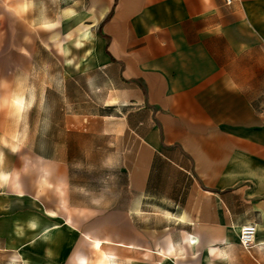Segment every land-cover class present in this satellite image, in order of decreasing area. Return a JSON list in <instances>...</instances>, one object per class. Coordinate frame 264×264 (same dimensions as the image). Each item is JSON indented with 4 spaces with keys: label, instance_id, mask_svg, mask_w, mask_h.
I'll list each match as a JSON object with an SVG mask.
<instances>
[{
    "label": "crops",
    "instance_id": "crops-1",
    "mask_svg": "<svg viewBox=\"0 0 264 264\" xmlns=\"http://www.w3.org/2000/svg\"><path fill=\"white\" fill-rule=\"evenodd\" d=\"M51 4L59 86L109 87L126 111L61 122H120L127 144L110 196L76 183L70 161L32 153L0 193V264H93L97 253L112 264L108 248L159 264H264V0Z\"/></svg>",
    "mask_w": 264,
    "mask_h": 264
},
{
    "label": "rangeland",
    "instance_id": "rangeland-1",
    "mask_svg": "<svg viewBox=\"0 0 264 264\" xmlns=\"http://www.w3.org/2000/svg\"><path fill=\"white\" fill-rule=\"evenodd\" d=\"M51 3L0 0V193L12 188L14 173H28L32 153H44L70 161L76 183L107 185L110 196L117 186V155L127 144L120 135L123 124L75 122L70 129L88 132H67L61 121L75 116L123 118L126 111L114 106L119 99L109 87L100 91L94 82L83 81L65 90L59 86L57 55L63 31ZM14 185L18 187L16 181ZM108 252L112 264L160 263L148 254ZM105 255L93 254V264Z\"/></svg>",
    "mask_w": 264,
    "mask_h": 264
},
{
    "label": "built area",
    "instance_id": "built-area-1",
    "mask_svg": "<svg viewBox=\"0 0 264 264\" xmlns=\"http://www.w3.org/2000/svg\"><path fill=\"white\" fill-rule=\"evenodd\" d=\"M226 3L231 4L232 0H226ZM256 233L257 229L253 224L243 226L240 229L239 240L244 249L250 250L254 246Z\"/></svg>",
    "mask_w": 264,
    "mask_h": 264
},
{
    "label": "bare ground",
    "instance_id": "bare-ground-1",
    "mask_svg": "<svg viewBox=\"0 0 264 264\" xmlns=\"http://www.w3.org/2000/svg\"><path fill=\"white\" fill-rule=\"evenodd\" d=\"M80 261H81V262H84V261H85V259L81 258V259H80ZM83 264H84V263H83Z\"/></svg>",
    "mask_w": 264,
    "mask_h": 264
}]
</instances>
